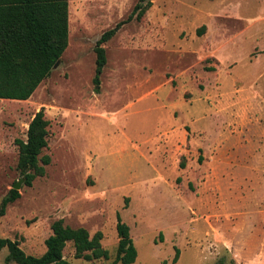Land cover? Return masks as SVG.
<instances>
[{"label": "rangeland", "instance_id": "1", "mask_svg": "<svg viewBox=\"0 0 264 264\" xmlns=\"http://www.w3.org/2000/svg\"><path fill=\"white\" fill-rule=\"evenodd\" d=\"M142 1L104 44L97 83V40ZM41 109L51 163L26 185L16 139ZM18 181L0 236L27 253L62 218L110 251L76 258L69 242L68 260L111 264L120 215L132 264H264V0H69L59 65L28 100L0 98V204ZM7 252L0 264H17Z\"/></svg>", "mask_w": 264, "mask_h": 264}, {"label": "trees", "instance_id": "2", "mask_svg": "<svg viewBox=\"0 0 264 264\" xmlns=\"http://www.w3.org/2000/svg\"><path fill=\"white\" fill-rule=\"evenodd\" d=\"M152 4L139 2L131 14L114 27L106 30L96 42V76L100 75L107 62L104 44L135 15L142 16ZM202 26L198 33L202 34ZM69 40V0H0V98L28 100L40 83L50 76L57 61L61 59ZM214 69V67H207ZM49 120L44 109L35 113L27 131V138L16 139L19 147L17 167L24 175L26 185L46 173L51 156L45 153L49 144ZM21 196L18 189L11 188L0 204V215L7 206ZM119 241L116 256L111 264H132L138 249L131 235V228L118 215ZM101 230L91 234L84 227H72L62 218L52 224V233L45 240L46 250L40 254L27 253L16 239L0 236V251L7 249L5 260L17 264H74L64 255L69 242L75 248V257L86 260L108 259L110 251L102 244ZM176 261L180 249L175 247ZM216 264H224L223 258Z\"/></svg>", "mask_w": 264, "mask_h": 264}, {"label": "water", "instance_id": "3", "mask_svg": "<svg viewBox=\"0 0 264 264\" xmlns=\"http://www.w3.org/2000/svg\"><path fill=\"white\" fill-rule=\"evenodd\" d=\"M59 63H60V60L57 61V62L55 63L54 67L58 66ZM54 67H53V68H54ZM21 184H22V181H18V182H16V184L14 185V188L19 190L20 187H21Z\"/></svg>", "mask_w": 264, "mask_h": 264}]
</instances>
